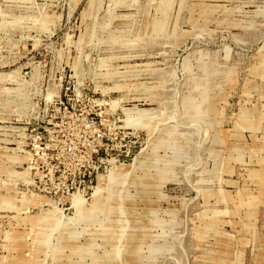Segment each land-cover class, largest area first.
<instances>
[{"label": "rangeland", "instance_id": "rangeland-1", "mask_svg": "<svg viewBox=\"0 0 264 264\" xmlns=\"http://www.w3.org/2000/svg\"><path fill=\"white\" fill-rule=\"evenodd\" d=\"M0 264H264V0H0Z\"/></svg>", "mask_w": 264, "mask_h": 264}, {"label": "built area", "instance_id": "built-area-1", "mask_svg": "<svg viewBox=\"0 0 264 264\" xmlns=\"http://www.w3.org/2000/svg\"><path fill=\"white\" fill-rule=\"evenodd\" d=\"M67 188H68V191H70V188H72V187H68V186H67Z\"/></svg>", "mask_w": 264, "mask_h": 264}]
</instances>
